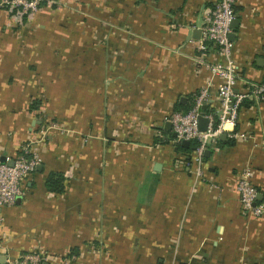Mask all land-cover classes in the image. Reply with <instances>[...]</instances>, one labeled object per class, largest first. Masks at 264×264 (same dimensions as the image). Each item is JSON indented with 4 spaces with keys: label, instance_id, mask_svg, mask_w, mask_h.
Masks as SVG:
<instances>
[{
    "label": "crops",
    "instance_id": "0c3cea01",
    "mask_svg": "<svg viewBox=\"0 0 264 264\" xmlns=\"http://www.w3.org/2000/svg\"><path fill=\"white\" fill-rule=\"evenodd\" d=\"M61 3L20 21L0 0V161L28 146L42 165L3 209L0 264L38 249L43 264H264V216L237 190L248 166L264 185V102L240 114L246 139H211L202 174L167 127L204 87L219 110L211 66L227 59L199 48L215 0ZM236 9L242 89L264 80V0Z\"/></svg>",
    "mask_w": 264,
    "mask_h": 264
},
{
    "label": "built area",
    "instance_id": "2783aa9c",
    "mask_svg": "<svg viewBox=\"0 0 264 264\" xmlns=\"http://www.w3.org/2000/svg\"><path fill=\"white\" fill-rule=\"evenodd\" d=\"M8 4L15 19L22 20L23 16L32 17L42 7V1L52 4L54 0H2ZM237 0H215L214 7L206 15V25L203 27V37L200 38L199 48L206 50L209 43H212L220 54L227 59V64L216 63L211 66L212 74L221 79L218 88L220 107L217 112L218 123L214 125V114L205 113L204 109L209 102V87L199 91L193 107L187 111H175L168 118L172 129L176 133L175 140L182 142L187 140H198L192 163L196 164L197 174H202V163L206 149L211 139L218 138L226 133L229 137L246 139V131H237L236 125L242 102L246 98L255 101L264 100V82L246 81L247 88L240 89L238 83L242 80V74L232 59L235 40L231 38L234 31L232 22L237 17L235 5ZM14 10H16L14 12ZM209 119L208 128L205 131L200 129V116ZM28 154V155H27ZM11 165L8 159L0 161V228L4 222L3 209L13 205L23 195V182L37 170L40 164V157L32 154L30 148L25 146L21 153L14 159ZM237 190L243 211L254 217L264 216V201L259 199L260 191L254 183V171L248 166L242 170L237 180ZM0 245V253L2 252ZM49 257H42L40 254H24L9 261V264H43Z\"/></svg>",
    "mask_w": 264,
    "mask_h": 264
},
{
    "label": "trees",
    "instance_id": "16d2710c",
    "mask_svg": "<svg viewBox=\"0 0 264 264\" xmlns=\"http://www.w3.org/2000/svg\"><path fill=\"white\" fill-rule=\"evenodd\" d=\"M47 4L46 1H42L41 5H45ZM237 4V3H236ZM55 7V5H53ZM214 6H212L213 8ZM211 8V9H212ZM235 9H236V5H235ZM16 10H14L15 12ZM236 12H237V9H236ZM11 14H13V12L11 11ZM27 17L26 16H23L22 20L26 19ZM21 20V21H22ZM211 46H213L212 43H209ZM258 82H264V80L262 81H258ZM244 88H247V85L244 86ZM264 102V100L262 101ZM39 101H34L33 102V106L38 108L39 106ZM253 103H255V100L253 99H250V98H246L243 102H242V105H241V109H240V113H239V119H238V122H237V125H236V130L237 131H242L240 129V114L241 112L243 111V109H245L246 107H249L251 106ZM193 106H191L192 108ZM190 108V109H191ZM189 108L186 109V110H181L182 112H187L190 110ZM205 113L207 114H214L215 116V122H214V125L216 126V124L218 123V115H217V112L211 108L210 106H208L207 108L204 109ZM226 144H231L234 142V139L233 138H230L228 139L227 141H223L222 143H225ZM181 149L184 150L186 153H188V159L187 161L189 160V162L192 161V157H193V152L196 151L198 145H199V141L194 139V140H191L190 143L188 145H182V142H178ZM21 153V152H20ZM28 155V154H27ZM65 180H66V175L62 172V171H50L48 176H47V179H46V185H47V188L48 190L50 191H54V192H63L65 190ZM255 183V182H254ZM256 187L258 188V190L260 191V193L262 194V200L264 201V185H257L255 183Z\"/></svg>",
    "mask_w": 264,
    "mask_h": 264
},
{
    "label": "water",
    "instance_id": "95a60500",
    "mask_svg": "<svg viewBox=\"0 0 264 264\" xmlns=\"http://www.w3.org/2000/svg\"><path fill=\"white\" fill-rule=\"evenodd\" d=\"M239 24H240V20H239L238 17H236V18L234 19V21L232 22V28L234 29V31L231 33V38H232L233 40H235V38H236L235 29L239 27ZM205 108H206V106H205ZM208 124H209V119H208L207 117L201 115V116H200V125H199V126H200V129H201L202 131L207 130V128H208ZM167 127H168L169 129H172V124H171V122H168V123H167ZM174 136H176V133H175V132H174ZM225 136H226V133H223V134L220 135L221 138H224ZM189 143H190V140H187V139H184V140L182 141V144H183V145H188ZM9 163H10L11 165H13V164H14V161H13V160H10ZM41 168H42V165L39 164L38 167H37V169H41ZM261 198H262V194H259V199H261ZM0 262H2V263H5V262H6V257H5V255H0Z\"/></svg>",
    "mask_w": 264,
    "mask_h": 264
},
{
    "label": "rangeland",
    "instance_id": "374dc122",
    "mask_svg": "<svg viewBox=\"0 0 264 264\" xmlns=\"http://www.w3.org/2000/svg\"><path fill=\"white\" fill-rule=\"evenodd\" d=\"M52 5H55V7H57V6H61L62 5V3H61V0H54L53 1V3H52ZM30 18V17H29ZM28 19V18H27ZM251 167V166H250ZM252 168V167H251ZM244 169H246V167L244 168ZM243 169V170H244ZM253 169V168H252ZM28 253H32V254H36V253H38V254H40L42 257H44L45 259H46V257H49L50 255L44 250V249H38V250H33V251H27V252H25L24 254H28ZM24 254H22V255H24ZM22 255H20V256H22ZM20 256H18V257H20Z\"/></svg>",
    "mask_w": 264,
    "mask_h": 264
}]
</instances>
